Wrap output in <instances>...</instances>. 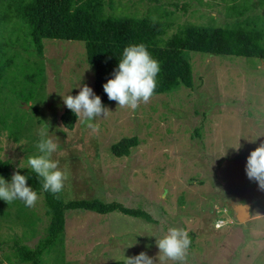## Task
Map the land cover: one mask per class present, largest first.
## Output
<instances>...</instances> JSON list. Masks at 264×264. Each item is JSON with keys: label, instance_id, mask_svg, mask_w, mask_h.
Segmentation results:
<instances>
[{"label": "rangeland", "instance_id": "1", "mask_svg": "<svg viewBox=\"0 0 264 264\" xmlns=\"http://www.w3.org/2000/svg\"><path fill=\"white\" fill-rule=\"evenodd\" d=\"M118 1L120 10L137 17L167 10L166 36L187 24L232 22L225 5L233 1L249 7L246 15L262 17L264 26V0ZM44 43L42 58L26 57L19 45L13 50L20 52L18 58L11 49L0 52V160L28 169L27 157L39 154V132L47 129L57 144L52 159L66 175L60 192L64 202L118 201L142 208L154 222L67 211L60 238L39 263H126L127 257L145 252L160 264L156 238L177 227L192 241L185 264H264V190L246 174L248 156L264 143V62L191 52L192 89L154 95L135 110L114 101L105 106L107 117L91 121L95 129L80 117L68 131L59 119L68 109L62 96L78 95L85 84L93 89V68L83 43ZM198 129L200 137L195 136ZM132 137L137 145L127 157L111 154L113 144ZM37 195L34 207L0 199L2 264H31L18 261L12 242L30 252L46 235L50 217L43 196ZM246 203L251 204L250 219L242 224L228 212Z\"/></svg>", "mask_w": 264, "mask_h": 264}, {"label": "trees", "instance_id": "2", "mask_svg": "<svg viewBox=\"0 0 264 264\" xmlns=\"http://www.w3.org/2000/svg\"><path fill=\"white\" fill-rule=\"evenodd\" d=\"M196 1L203 4L202 0ZM118 2L16 0L10 3L8 0H0V6L4 5L3 8L0 7V39L2 35L10 38L7 41L0 40V52L13 51L15 46L19 45L26 57L32 55L42 58L46 45L44 40L83 43L87 63L94 72V94L101 97L104 107L114 101L109 100L103 85L114 78L113 72L118 68L123 50L129 45L144 44L152 57L159 62L160 71L156 77L157 86L153 96L180 88H193V70L189 57L191 52L209 56L244 57L264 62L262 17L246 15L249 7L244 3L239 5L233 1L228 6L225 5L226 16L233 19L228 24H187L166 36L170 26L163 18L170 14L167 10L157 8L154 15H157V11L162 12L160 15L137 17L133 13L120 10ZM242 17L244 18L241 19ZM13 52L18 58L20 52ZM15 77L14 74L12 79ZM59 119L64 129L71 131L78 117L70 109H66ZM199 131L200 129L195 131V136L200 137ZM136 145L135 137L125 138L113 144L110 151L116 158L127 157ZM13 170L27 176L28 186L43 196L46 202V216L50 217L46 235L38 241L34 251H26L16 239L12 242L19 262L28 260L31 264H40L39 257L41 258L42 253L60 238L65 226V214L70 210L88 211L98 215L119 213L149 223L154 222L142 208L126 207L118 201L103 202L94 198L64 202L60 193L53 195L44 191L42 179L30 169L16 168L10 160H0V177L11 182ZM112 264L126 263L117 261Z\"/></svg>", "mask_w": 264, "mask_h": 264}, {"label": "clouds", "instance_id": "3", "mask_svg": "<svg viewBox=\"0 0 264 264\" xmlns=\"http://www.w3.org/2000/svg\"><path fill=\"white\" fill-rule=\"evenodd\" d=\"M159 71V62L152 57L144 44L129 45L123 50V57L113 72L114 78L109 79L103 88L109 100L116 101L118 107L135 110L141 103L147 104L152 98ZM79 87L81 90L78 95L62 96L63 103L78 118L83 117L88 121V127L95 129L96 125L91 121L107 117L110 110L103 106L101 97L95 95L91 87L86 84ZM39 136L40 140L36 145L39 154L27 157V168L42 179L44 191L57 195L62 191L66 179L65 173L58 167V161L52 159L57 144L48 137L47 129H41ZM19 167L24 168L20 165ZM246 174L264 190V143L248 156ZM27 181L28 177L21 175L18 170L12 175L10 183L0 177V199L8 204L14 200H22L26 206L34 207L38 195L28 186ZM191 242L188 232L184 229L168 228L162 238H156L160 264L169 260L185 264ZM126 264H154V260L147 253L141 252L137 256L127 257Z\"/></svg>", "mask_w": 264, "mask_h": 264}, {"label": "water", "instance_id": "4", "mask_svg": "<svg viewBox=\"0 0 264 264\" xmlns=\"http://www.w3.org/2000/svg\"><path fill=\"white\" fill-rule=\"evenodd\" d=\"M250 205L251 204L249 203L234 205L232 206V210H230L228 214L233 212L236 216L237 221L243 224L250 219Z\"/></svg>", "mask_w": 264, "mask_h": 264}]
</instances>
